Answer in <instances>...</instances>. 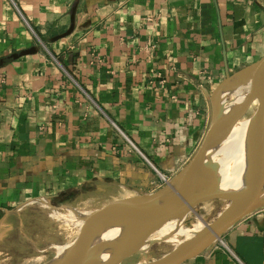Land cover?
<instances>
[{
    "label": "crops",
    "instance_id": "obj_1",
    "mask_svg": "<svg viewBox=\"0 0 264 264\" xmlns=\"http://www.w3.org/2000/svg\"><path fill=\"white\" fill-rule=\"evenodd\" d=\"M262 56L264 0H0V211L155 191ZM181 264H264V206Z\"/></svg>",
    "mask_w": 264,
    "mask_h": 264
},
{
    "label": "water",
    "instance_id": "obj_2",
    "mask_svg": "<svg viewBox=\"0 0 264 264\" xmlns=\"http://www.w3.org/2000/svg\"><path fill=\"white\" fill-rule=\"evenodd\" d=\"M34 52L35 48L31 47L13 56ZM249 82H253L254 85L239 103L226 107L225 103L220 101L219 95L222 92L230 93L236 86ZM257 97L259 101L251 118L248 168L244 183L238 189L223 188L214 153L220 146L223 130L236 125L240 115L231 120L227 116V121H223V118L234 110L236 112L243 107L246 110ZM210 106L209 125L198 148L171 179L151 193L115 199L87 215L90 221L71 244L68 253L58 262L53 259L44 264H121L133 254L142 251L139 249L142 244L162 241L163 239L154 241L149 239L164 224L182 219L190 212L198 216L195 208L202 202L223 197L230 199L228 206L211 222L202 220L201 229L188 239L178 242L169 252L157 259L135 263L181 264L220 239L242 218L264 206V56L240 70L227 73L213 89ZM201 170L208 175L207 181L198 179ZM50 206L54 207L51 204ZM135 222L139 228L137 233L130 238L123 236L125 230L122 226ZM109 226L121 228V231L116 230L115 238L118 245L108 261H100L99 256L104 246H100L99 243L108 241L103 239V235ZM110 243L112 244V241L105 246L110 248Z\"/></svg>",
    "mask_w": 264,
    "mask_h": 264
},
{
    "label": "rangeland",
    "instance_id": "obj_3",
    "mask_svg": "<svg viewBox=\"0 0 264 264\" xmlns=\"http://www.w3.org/2000/svg\"><path fill=\"white\" fill-rule=\"evenodd\" d=\"M253 85V82H249L236 86L233 91L225 95V106L239 103L240 98L243 99L244 94L250 91ZM258 101V97L253 99L246 110L245 107L236 112L234 110L230 113L232 115L224 116L223 121H227V116L231 120L239 115L237 124L251 119ZM111 201L113 200L103 199L97 194H80L68 203L54 205L51 204L52 202L36 201L7 213L0 211V264H44L57 258L60 253H64L63 249L71 247L83 229L81 225L84 220L78 214L90 215ZM229 201L230 199L223 197L200 203L195 208L198 216L190 212L182 219L164 224L151 235L152 239L151 237L149 239V241L163 239L162 241L145 243L140 248L142 251L133 254L121 264H135L161 257L178 242L188 239L201 229L202 220L211 222L221 210L228 206ZM176 221L179 222L177 229L179 228L181 233L178 236L173 234V236L172 224Z\"/></svg>",
    "mask_w": 264,
    "mask_h": 264
},
{
    "label": "bare ground",
    "instance_id": "obj_4",
    "mask_svg": "<svg viewBox=\"0 0 264 264\" xmlns=\"http://www.w3.org/2000/svg\"><path fill=\"white\" fill-rule=\"evenodd\" d=\"M227 93L228 92H222L219 95L220 101L224 102V98H225V95H227ZM241 100H242V97L240 98L238 102H240ZM251 127H252V120L246 119L239 124L227 127L226 129L223 130L221 134L220 146L214 153V157L219 166L218 173L221 178V187L223 188H237L238 189V188H241L244 183L245 174L248 168V145L250 141ZM198 179L201 181H207L208 175L206 174V172L203 173V171L201 170L200 176L198 177ZM78 216H81L80 218L84 220L82 222L83 224L81 225L84 229L87 226L88 222L90 221V218L89 216H85V215L78 214ZM178 225H179L178 221L172 224V231H171L172 235L175 234L178 236L181 233V230H179V228L177 229ZM109 227L110 228L108 230L105 229L106 230L104 233L105 235H103V239L104 240L107 239L108 241L99 243L100 246H104L99 256L100 261H108L110 257H112L118 245L116 243L115 237H116V233L118 229L121 231V228H116V227L111 228L113 226H109ZM122 228L123 230H125V232L123 233V236L125 235L128 238H130L132 235L137 233L139 229L137 227L136 222L132 225L131 224L124 225L122 226ZM183 240H186V239H183ZM111 241H112V244L110 243L111 244L110 248L108 246H105L106 243L111 242ZM143 245L144 244H142L139 247V249ZM69 249L70 247L67 249H63L64 253L63 254L60 253L59 256L56 259H54V261L58 262L60 259H62V257L68 253Z\"/></svg>",
    "mask_w": 264,
    "mask_h": 264
},
{
    "label": "built area",
    "instance_id": "obj_5",
    "mask_svg": "<svg viewBox=\"0 0 264 264\" xmlns=\"http://www.w3.org/2000/svg\"><path fill=\"white\" fill-rule=\"evenodd\" d=\"M164 181L166 182L167 180L164 179Z\"/></svg>",
    "mask_w": 264,
    "mask_h": 264
}]
</instances>
